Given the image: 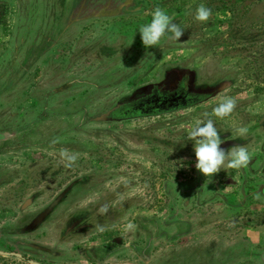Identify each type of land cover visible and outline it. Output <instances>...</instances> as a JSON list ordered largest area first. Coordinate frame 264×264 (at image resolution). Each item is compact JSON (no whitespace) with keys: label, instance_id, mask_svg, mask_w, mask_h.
<instances>
[{"label":"rangeland","instance_id":"rangeland-1","mask_svg":"<svg viewBox=\"0 0 264 264\" xmlns=\"http://www.w3.org/2000/svg\"><path fill=\"white\" fill-rule=\"evenodd\" d=\"M63 3L0 0V134L8 136L0 140V251L21 256H0V264H264L246 244L242 211L224 205L244 196L240 171L225 165L205 177L184 168L196 169L187 137L198 121L239 136L247 106L264 103V0H91L69 26ZM201 4L213 13L204 23L194 19ZM107 5L125 12L91 19ZM155 7L184 30L180 41L169 33L144 47L139 28ZM173 71L212 97L105 119L153 86L171 89ZM226 95L237 106L221 119L213 109ZM61 149L78 154L71 168ZM194 181L198 192L209 186L200 201L216 204L196 209L195 195L184 193ZM209 213L218 219L186 238L187 217Z\"/></svg>","mask_w":264,"mask_h":264},{"label":"clouds","instance_id":"clouds-1","mask_svg":"<svg viewBox=\"0 0 264 264\" xmlns=\"http://www.w3.org/2000/svg\"><path fill=\"white\" fill-rule=\"evenodd\" d=\"M213 15L212 10L204 4L196 8L194 19L198 22H207ZM151 22L139 28L142 43L145 48H153L160 43L169 33L168 38L180 41L184 35V30L173 22L161 7H155L151 11ZM237 106V99L232 96H224L222 101L213 109V113L218 118L229 117ZM238 135H247L249 129L247 127L237 128ZM187 139L193 142L194 152L196 157V169L205 177H213L218 174L226 165L229 169H242L249 166L252 155L245 145H234L230 149H224L221 145L224 141L215 126V122L209 118L200 120L192 128ZM57 140H53L55 145ZM61 157L66 161V166L71 168L78 159V154H71L67 149L60 150ZM183 167L182 161L174 162ZM264 193L258 192L255 194L256 199H260ZM102 213L108 211L107 207L100 209ZM128 229H133L134 225L129 223ZM98 232H104L103 226L97 227ZM264 260V257L261 258Z\"/></svg>","mask_w":264,"mask_h":264},{"label":"crops","instance_id":"crops-1","mask_svg":"<svg viewBox=\"0 0 264 264\" xmlns=\"http://www.w3.org/2000/svg\"><path fill=\"white\" fill-rule=\"evenodd\" d=\"M245 112L242 117V127H247L249 129L247 135H232L233 132L230 129H225L219 134H227V136H221L224 137L223 140L228 142L223 147L226 150L230 149L234 145L247 146L252 155V160L249 166L242 169L243 173L247 174L245 176H248L249 178L247 186L252 185L254 188L256 186H262L264 188V103L258 101L253 105L250 104L247 106ZM261 148H263V152L260 151ZM184 168H186V171L191 172L193 175L200 173L197 169H193V165L190 167L186 166ZM223 168H225V166ZM197 177L198 176H196L195 179H197ZM198 182L199 181H197V184L195 181L194 183H190L192 185H189L190 187L186 188L184 193L186 197H192L195 195L196 202L194 201V204L195 207H197L196 209L205 210V208L216 204V200L209 199L207 201H200L205 199L204 196L208 192L209 186L204 183L201 190L198 192ZM204 186L208 187L205 188ZM254 188L252 190H248L252 192L254 191ZM198 200L199 202L197 203ZM189 203L190 202L185 203L186 210L190 206ZM253 203L258 206L257 209L256 207L251 206ZM243 206L245 210L242 211L243 216L240 219V225L242 226L244 236L248 239L246 244L249 248L256 250V252L264 251V203L255 197H251L243 199ZM208 215L209 217H200V219L199 216L194 219L187 217L190 230H188V233L185 235L186 238L194 235L198 226L206 224V221L212 222V220H214V218L216 219V217L218 219V215L216 214L213 216L212 213H209Z\"/></svg>","mask_w":264,"mask_h":264},{"label":"flooded vegetation","instance_id":"flooded-vegetation-1","mask_svg":"<svg viewBox=\"0 0 264 264\" xmlns=\"http://www.w3.org/2000/svg\"><path fill=\"white\" fill-rule=\"evenodd\" d=\"M91 0H64L63 3V10L67 11L69 10V12H67L66 17H68L67 21H68V26L71 24L73 25L74 23H79L78 21V15L82 9V3L83 5L85 4V6L88 4V2ZM105 3H111L113 0H103ZM118 1V0H115ZM97 16H93L94 18L91 19H95V18H109L112 17L116 14H120L122 12H125L123 10L122 5H115V6H100L95 10ZM72 18H70V17ZM76 16V18L74 17ZM62 34L60 35L59 39H62ZM176 79H174V85H172L171 89L169 90H159L157 89L155 86L152 87L151 91L145 95L144 97L131 102L128 106V108H130L133 111L136 112H140V113H153V111H170L172 109H176L178 107H182L185 106L186 104H188L189 102H192L193 99H195V97L193 96H198L201 95L199 93L202 92H197V91H190L188 89V87H186L185 84V80H186V75L183 72H178V71H173L172 72ZM188 75V73H187ZM166 113V112H165ZM162 114V113H160ZM159 115V114H156ZM2 137L0 138V140H5L8 138V136L6 134H0ZM240 171V169H238ZM247 175V174H246ZM245 181V185L242 189V192L244 193V196L242 199L239 200H235L236 205L233 206L231 203H224V205H226L225 207L231 209V213H233L234 210L240 209L241 211L245 210L244 206H243V199L244 198H251V197H255V194L258 192H262L264 193V188L262 186H256L255 188H248L249 186H247V182L249 180L248 176H244ZM254 191H250L248 189H253ZM203 190V189H202ZM260 201H263L264 203V196H261L260 199H258ZM258 203V202H255ZM229 209H226V211H229ZM243 213V212H242ZM243 216V215H242ZM180 224H177V223ZM165 225V223H163ZM172 225H182V226H186V223H181V221H175ZM187 234V232H186ZM185 234V235H186ZM202 248V247H201ZM204 248V247H203ZM259 257L258 259L262 262H264V260H262L261 258L264 257V251H261L258 253ZM188 260V259H187Z\"/></svg>","mask_w":264,"mask_h":264},{"label":"trees","instance_id":"trees-1","mask_svg":"<svg viewBox=\"0 0 264 264\" xmlns=\"http://www.w3.org/2000/svg\"><path fill=\"white\" fill-rule=\"evenodd\" d=\"M201 95L198 96H193L195 97V99H193L192 102H189L188 104H186L185 106L182 107H178L176 109H172L171 111L177 110V109H181V108H187L193 105H197L199 103H202L204 101H206L207 99L211 98L213 93H199ZM130 103L127 104H122L120 106H117L113 109H111L110 111H108V113L105 116L106 120H110V121H119V120H125V119H131V118H137V117H142V116H151V115H156V114H160V113H167L168 111H153V113H140L139 111H133L130 108H128ZM261 152H263V148H261L260 150ZM243 169V168H242ZM240 169V174L242 175V178H244V176L246 174L243 173V170ZM242 182L245 183L244 179H242Z\"/></svg>","mask_w":264,"mask_h":264},{"label":"water","instance_id":"water-1","mask_svg":"<svg viewBox=\"0 0 264 264\" xmlns=\"http://www.w3.org/2000/svg\"><path fill=\"white\" fill-rule=\"evenodd\" d=\"M2 136L0 135V138H1ZM0 256H8V257H15V258H17V259H21V256L20 255H18V254H15V253H6V252H1L0 251ZM28 264H40V263H36V262H32V261H28L27 262Z\"/></svg>","mask_w":264,"mask_h":264}]
</instances>
